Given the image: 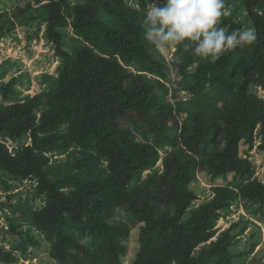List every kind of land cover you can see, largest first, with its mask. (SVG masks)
<instances>
[{"label": "trees", "instance_id": "16d2710c", "mask_svg": "<svg viewBox=\"0 0 264 264\" xmlns=\"http://www.w3.org/2000/svg\"><path fill=\"white\" fill-rule=\"evenodd\" d=\"M31 2L42 6L46 37L62 62L46 91L0 103V133L32 138L15 155L0 143V167L37 179L45 205L28 216L51 243V256L58 264H124L130 229L114 222L122 208L142 223L131 264H238V223L220 232L216 226L240 201L264 207V181L241 154L242 144L252 150L258 139L264 149V97L254 91L264 90V0H243L252 44L226 50L215 63L177 45L176 66L191 96L175 102L164 55L143 39L146 0ZM68 25L76 35L71 49ZM241 25L231 15L219 26L231 32ZM165 144L163 171L131 186L156 166ZM72 146L73 158L48 163L46 152ZM199 172L210 176L214 196L189 211Z\"/></svg>", "mask_w": 264, "mask_h": 264}, {"label": "rangeland", "instance_id": "374dc122", "mask_svg": "<svg viewBox=\"0 0 264 264\" xmlns=\"http://www.w3.org/2000/svg\"><path fill=\"white\" fill-rule=\"evenodd\" d=\"M127 1L136 4V0ZM225 2L231 8L233 22L242 24L241 30L254 29L243 0ZM63 33L66 46L71 49L76 37L72 26L68 25ZM161 53L168 65L169 76L164 83L169 88L171 100L175 102L190 98L186 78L176 66L177 45H172ZM61 62L55 45L46 37L45 12L42 6L31 0H0V103L8 105L46 91L52 77H57ZM194 68L195 65L191 66L190 71ZM2 86L9 87L7 94L3 93ZM254 91L264 97V90L260 87L254 86ZM122 124L127 127L130 123L124 120ZM138 139L146 140L142 135ZM148 141L153 142L154 135L150 134ZM0 143L15 155L18 150L32 145V138L30 132H25L18 138L3 132L0 133ZM259 145V139L252 150L242 144L241 154L248 153L256 165V176L264 181V149ZM169 150L170 146L167 144L159 146L160 159L156 166L143 172L131 186L154 171L162 172L163 157ZM74 152L77 154L72 146L65 153L49 151L45 154L48 163L56 166L73 158ZM212 185L208 174L198 173L191 184L198 198L192 202L189 211L213 198ZM37 188L38 181L31 175L24 177L20 172L11 173L0 167V264H58L51 256V243L35 228L28 216L45 205V196ZM257 209L258 204L250 203L246 207L245 202L240 201L222 215L217 223L218 232L229 228L232 223H238L235 230L238 234L237 242L235 240L232 244L233 252L244 253L241 257H234L238 264H264V207L262 211H256ZM114 222H124L129 226L130 232L124 239L128 252L123 257V263L131 264L139 247L142 223L122 208L116 211ZM27 234L35 235L42 245H32L26 238Z\"/></svg>", "mask_w": 264, "mask_h": 264}, {"label": "clouds", "instance_id": "9594fccd", "mask_svg": "<svg viewBox=\"0 0 264 264\" xmlns=\"http://www.w3.org/2000/svg\"><path fill=\"white\" fill-rule=\"evenodd\" d=\"M231 14L225 0H147L143 39L158 51L183 45L185 51L215 63L226 50L257 38L251 28L226 32L219 26Z\"/></svg>", "mask_w": 264, "mask_h": 264}]
</instances>
